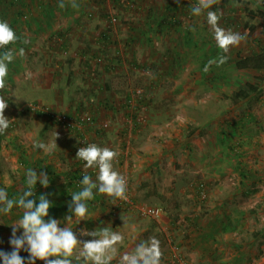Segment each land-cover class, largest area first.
Returning a JSON list of instances; mask_svg holds the SVG:
<instances>
[{"label":"rangeland","instance_id":"rangeland-1","mask_svg":"<svg viewBox=\"0 0 264 264\" xmlns=\"http://www.w3.org/2000/svg\"><path fill=\"white\" fill-rule=\"evenodd\" d=\"M63 2L60 8V0H0V21L19 38L0 54L25 51L8 65L0 90L11 124L0 134V189L16 199L28 169L44 172L48 187L37 182L32 199L49 200L45 220L61 221L81 243L92 239L82 230L119 232L124 239L111 264L150 237L160 242L161 264H264V72L234 66L264 50L260 27L244 32L254 25L246 8L264 0L213 5L222 14L219 25L246 39L207 72L220 50L206 12L187 16L194 0H74L76 8L73 0ZM163 17H174L176 26ZM103 34L106 43L98 41ZM245 83L258 91L233 103ZM84 112L93 123L78 130L57 122ZM54 140L50 155L33 147ZM86 141L118 153L113 169L125 177L131 204L112 205L101 195L103 203L95 202L82 221L65 224L71 195L81 189L69 186L73 172L95 180L76 159ZM150 208L159 215L146 214ZM22 214L18 207L0 214V251H12Z\"/></svg>","mask_w":264,"mask_h":264},{"label":"clouds","instance_id":"clouds-1","mask_svg":"<svg viewBox=\"0 0 264 264\" xmlns=\"http://www.w3.org/2000/svg\"><path fill=\"white\" fill-rule=\"evenodd\" d=\"M216 3L217 0H194L191 9L193 16H200L206 12V23L212 32L216 47L220 50L218 58L208 61L204 68L205 72L209 71L213 64L217 66L225 64L230 49L246 39L241 33L226 30L219 25L222 14L211 10ZM71 6L78 7L74 0ZM58 7H65L63 0H60ZM18 40L9 24L0 21V49H7L8 45L16 44ZM22 43L26 44L28 41ZM17 54L23 57L24 48H19L18 53L6 50L0 54V90L6 87L8 65L14 61ZM7 107L8 102L0 96V134H4L10 126V120L4 115ZM33 147L42 150L45 155H50L57 149L55 140L51 144L35 142ZM117 155L118 153L110 148L96 144H88L77 150L76 159L84 162V169L97 171L95 180L84 174L80 181L81 189L72 193L69 204L71 214L64 218L65 224L71 222L74 217L79 218L78 223L82 221L88 212L87 201L92 200L95 194L110 198L112 205L118 200L127 199L126 179L113 169V161ZM37 182L47 188L49 178L42 171L37 174L35 170L28 169L26 187L18 198L9 199L7 192L0 189V214L8 215L14 207L23 210L22 218L13 226L10 239L12 251L10 253L0 251L2 264H25V259L19 255L21 250L28 253L27 264H35L38 260L43 264H74L73 257L82 264H111L117 254V245L123 242V235L113 231L110 226L97 228L91 232L82 230L81 235L92 239L81 243L71 228L60 226L61 221L54 218L45 220L52 205L44 195L39 196L38 204L32 199L35 196L34 188ZM17 229L22 230L20 236L16 235ZM162 256L159 240L150 237L138 243L134 250L123 253L118 264H161Z\"/></svg>","mask_w":264,"mask_h":264},{"label":"trees","instance_id":"trees-1","mask_svg":"<svg viewBox=\"0 0 264 264\" xmlns=\"http://www.w3.org/2000/svg\"><path fill=\"white\" fill-rule=\"evenodd\" d=\"M236 2H240V3H244L247 5L252 4L253 0H236ZM186 7L187 9H189V12L187 10L186 14L189 17L190 14L192 13L191 9L192 7ZM246 13L248 15V18L254 23V25H246L244 27V32H246V34L249 36L253 33V31H255L256 29H258L259 27L261 28V31H259L261 34L264 35V2L263 5L260 4L259 7H256L255 10L253 9H249L246 8ZM163 17L162 18V22L165 23V25L169 26H176V21L174 19V17ZM260 19V20H258ZM109 40V36L107 34H103L102 38L98 39V41H101L103 43H106ZM97 41V42H98ZM83 53V52H81ZM117 62L120 63V59H117ZM234 66L236 69H240V70H253V71H258V72H264V50L259 51L258 53H254L251 55H246V56H242L240 57L235 63ZM147 67H144V69H146ZM258 80V78H257ZM105 88H109L107 85H105ZM258 91V87L256 85H254V83H245L243 88H240L238 90H236L232 97L230 98L231 101L233 103H237L241 100H246L250 93L253 92H257ZM39 115H43L42 113H38ZM50 117V116H49ZM68 117V116H67ZM28 162L23 161V164L26 167H29V163ZM83 177V174L80 173L79 171H75L73 172V181H70L69 186L72 188L76 187L74 184L76 183V181H81ZM23 182L25 183V187H26V177H23ZM127 193V191H126ZM101 196V194H99ZM10 197L14 196L16 197L14 194H10ZM36 196V194H35ZM18 198V197H16ZM93 200V199H92ZM96 200V205H100L103 202H99L100 198L95 197ZM94 200V201H95ZM94 201L89 200L90 205L88 206V208H92L94 206ZM110 203V201H109ZM111 204V203H110ZM118 207V206H117ZM123 207V206H121ZM117 209V208H116ZM153 226L155 227V224H153ZM21 257H23L24 259L27 260L28 258V253L21 251L20 254ZM0 264H2V261H0Z\"/></svg>","mask_w":264,"mask_h":264},{"label":"built area","instance_id":"built-area-1","mask_svg":"<svg viewBox=\"0 0 264 264\" xmlns=\"http://www.w3.org/2000/svg\"><path fill=\"white\" fill-rule=\"evenodd\" d=\"M57 122H59L62 125H65L69 129H77L78 130L82 126L91 125L93 123V118L89 113L84 112L83 114L80 113L78 115V117H76L75 119L67 120V119H59L58 118ZM10 126H11V124H10ZM88 144H94V143L86 141L84 143V146H87ZM96 171L97 170L93 169V173H94L95 177H96ZM78 185H80V182L76 181V186H78ZM126 196H127V199L118 200L115 205H129V204H131V201H130L127 193H126ZM145 213L148 215H151L153 217H156L157 215H159V210L150 208V209L145 210Z\"/></svg>","mask_w":264,"mask_h":264},{"label":"crops","instance_id":"crops-1","mask_svg":"<svg viewBox=\"0 0 264 264\" xmlns=\"http://www.w3.org/2000/svg\"><path fill=\"white\" fill-rule=\"evenodd\" d=\"M91 171H92V169H91ZM92 172H93V171H92ZM94 192H95V190H94ZM95 197L100 198V195H99V194H95L93 200H91V201H94V200H95ZM94 202H96V200H95ZM99 202H100V201H99Z\"/></svg>","mask_w":264,"mask_h":264}]
</instances>
